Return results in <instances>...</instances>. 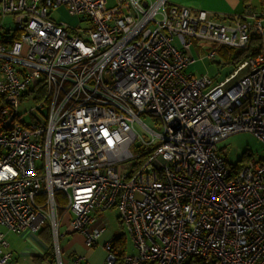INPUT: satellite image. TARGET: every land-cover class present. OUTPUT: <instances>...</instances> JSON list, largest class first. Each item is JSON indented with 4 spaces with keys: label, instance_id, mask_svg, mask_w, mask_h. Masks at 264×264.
Returning <instances> with one entry per match:
<instances>
[{
    "label": "built area",
    "instance_id": "built-area-1",
    "mask_svg": "<svg viewBox=\"0 0 264 264\" xmlns=\"http://www.w3.org/2000/svg\"><path fill=\"white\" fill-rule=\"evenodd\" d=\"M60 7L89 27L58 23ZM253 37L264 42L252 10L220 22L170 0H0V264H17L2 229L45 225L63 264V210L90 249L105 230L96 216L117 211L135 248L121 264H264V161L231 166L218 146L240 132L264 143V52L219 83L187 72L193 39L222 63L218 48ZM28 93L40 102L25 124ZM104 250V264L120 263L115 238Z\"/></svg>",
    "mask_w": 264,
    "mask_h": 264
},
{
    "label": "rangeland",
    "instance_id": "rangeland-1",
    "mask_svg": "<svg viewBox=\"0 0 264 264\" xmlns=\"http://www.w3.org/2000/svg\"><path fill=\"white\" fill-rule=\"evenodd\" d=\"M253 4L257 7V10L260 11L261 6L257 0L253 1ZM109 7L115 5V0H108ZM53 19L58 23H62L71 27H77L86 29L89 27V23L84 22L81 17L71 16L68 10L65 7L57 8L53 13ZM5 23L7 26H13L11 18L6 19ZM179 47V43L176 44ZM215 49V46L206 44L195 39L192 40L191 51L192 55L196 58V63L189 69L188 72L193 74L196 77L202 75L208 76L216 82H221L230 76L235 70L236 67L233 63V58L235 57L237 50L218 48L217 54L220 57L221 62L211 60L207 57L208 53ZM29 97L27 100L21 103L19 107V116H22L23 122L25 124H30L32 122V117L29 115V112L35 110L37 104L40 102L37 93H28ZM46 112L44 108L42 110ZM38 111H33L36 114ZM143 121L146 125L158 131L159 126L156 124L153 118L143 117ZM137 133L144 136L146 141L149 142L151 137H148V134L140 127H135ZM156 145V144H155ZM219 149L221 154L225 157L228 164L231 166L237 165L239 162L243 165L241 168L249 166L250 163H260L264 161V143L257 139L252 133L240 132L234 135H231L227 139L219 143ZM153 147V146H151ZM149 147V148H151ZM143 149L141 148H132L134 155L139 154ZM138 160H132L130 162L124 163L119 166V174L125 172H131L137 164ZM109 219L107 224L108 233L110 238L116 237L119 238L124 234V243H125V253L134 254L135 248L132 242L131 237L127 234L125 228L121 224L120 220L117 218V211L107 212L106 215ZM4 231V229H2ZM62 230L60 231L61 235ZM60 244L62 245V240L60 238ZM62 247V246H61ZM63 263L66 264L67 257L62 254Z\"/></svg>",
    "mask_w": 264,
    "mask_h": 264
},
{
    "label": "crops",
    "instance_id": "crops-1",
    "mask_svg": "<svg viewBox=\"0 0 264 264\" xmlns=\"http://www.w3.org/2000/svg\"><path fill=\"white\" fill-rule=\"evenodd\" d=\"M170 2L181 7L206 11L213 19L220 22H231L247 15L248 11L252 10L247 9L242 0H170ZM107 212L96 216V227H105V230L99 239L98 245L92 249L86 247L85 237L81 233L74 232L71 229L70 222L73 215L65 210L60 212L59 247L61 256L64 254L67 257L66 264H74L75 259H79L80 264H104L106 258L104 245L111 239L107 226L109 219L105 216ZM117 218L119 219L118 213ZM3 233L8 242L7 250L17 264H55L54 242L49 225L46 229L43 227L37 233L26 230L14 234L5 229ZM60 238L62 245L60 244Z\"/></svg>",
    "mask_w": 264,
    "mask_h": 264
},
{
    "label": "trees",
    "instance_id": "trees-1",
    "mask_svg": "<svg viewBox=\"0 0 264 264\" xmlns=\"http://www.w3.org/2000/svg\"><path fill=\"white\" fill-rule=\"evenodd\" d=\"M242 1H243V4L247 6V9H252L253 11H256L260 14H264V0H257L259 2V5L261 6L260 11H258L257 7L253 5L254 0H242ZM263 52H264V42L260 38L253 37L250 40V44L247 49L238 51L236 53L235 57L233 58V63L235 67L237 68L244 61L255 58L256 56L260 55ZM242 166L243 165L241 164V162L237 164V167L239 168H241ZM55 196H56V199H57V202L60 208H63L66 205L67 200L63 197V194L60 192L56 193ZM47 226L48 225H45L44 229H46ZM123 237H124V234H122V236L117 239L115 238L117 242V246L120 249V263L119 264H121V258L125 254V243H124ZM190 264H201V263L198 260H192Z\"/></svg>",
    "mask_w": 264,
    "mask_h": 264
},
{
    "label": "water",
    "instance_id": "water-1",
    "mask_svg": "<svg viewBox=\"0 0 264 264\" xmlns=\"http://www.w3.org/2000/svg\"><path fill=\"white\" fill-rule=\"evenodd\" d=\"M139 147H140V145H139V144H137V145H136V148H139Z\"/></svg>",
    "mask_w": 264,
    "mask_h": 264
}]
</instances>
